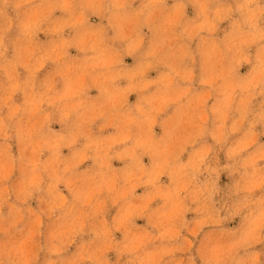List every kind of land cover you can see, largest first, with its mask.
<instances>
[{
  "label": "clouds",
  "instance_id": "9594fccd",
  "mask_svg": "<svg viewBox=\"0 0 264 264\" xmlns=\"http://www.w3.org/2000/svg\"><path fill=\"white\" fill-rule=\"evenodd\" d=\"M0 264H264V0H0Z\"/></svg>",
  "mask_w": 264,
  "mask_h": 264
}]
</instances>
